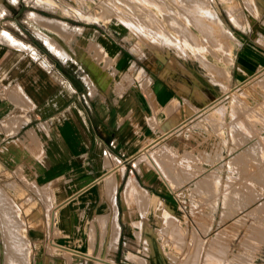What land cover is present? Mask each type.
Instances as JSON below:
<instances>
[{
    "label": "rangeland",
    "instance_id": "374dc122",
    "mask_svg": "<svg viewBox=\"0 0 264 264\" xmlns=\"http://www.w3.org/2000/svg\"><path fill=\"white\" fill-rule=\"evenodd\" d=\"M201 1L0 0L5 10H9L0 22L8 19L2 28L15 38L21 36L13 27L26 34L20 23L24 22L34 32L38 42L44 40L38 34L40 28L29 24L26 19L29 11L49 14L71 25L95 22L93 24L98 23L102 27H114V36L123 44L122 55L129 59L128 64L132 67L127 70L129 77H124L121 72L112 73L116 68L114 62L103 61L95 50V40L88 41L85 59L92 65L95 62L96 73L106 79L102 85L101 78H96L98 96L102 97L100 100L109 103L108 97H112L111 93L120 86L123 90L127 87L144 90L152 84L147 83V76H151L154 82H162L172 92L171 97L177 100L178 104L171 113L153 106V129L138 123L135 129L142 131L148 142L143 141L141 147L135 148L132 159L135 161L143 146L154 143L167 145L174 152V158L184 152L190 153L191 176L174 179L175 186H171L173 189L169 191L150 167L144 162L139 163L142 171L154 176L151 179L153 187L149 191L152 193L150 206L144 214L148 227L140 230L149 239L146 249L151 252L144 253L142 243L133 235V230L137 229L133 222L140 219L139 212L130 203L124 207L117 193V219L120 224L117 247L122 241H127L123 254L129 251L146 258L149 264H170L162 256L161 247L162 251L173 254L183 264H264V80L258 79L260 82L256 83L253 78L264 67L253 72L240 69L239 73L236 64L243 32L252 36L255 30L264 37V0ZM74 30L66 31L64 35L57 34L67 36ZM26 35L29 39V34ZM75 35L61 41L67 44V49L77 53ZM47 39L58 47L54 39ZM137 72L142 74L139 78L135 77ZM235 78L245 80L236 84ZM68 79L76 90L86 89L81 78ZM9 81H1L0 89L4 84H14ZM186 101L192 103V110L183 108ZM214 103L209 119L215 128L202 118L203 110ZM224 108L228 109L229 116L225 114L223 118L221 111ZM13 113L15 110L9 114ZM221 118L223 126L218 127ZM39 135L46 154L38 160L44 161L43 166L47 168L46 156L50 155L49 150L58 152V146L50 141L47 143ZM2 136L0 133V139ZM29 142L31 140L27 136L23 143L26 150ZM116 148L102 145L106 152ZM131 165L135 168L136 162ZM27 166L19 173L0 172V208L9 206L0 216V264H29V260L30 264H56L59 259L65 258L58 254L64 249L52 244H58L54 240L56 236L51 231V224L59 225V212L51 219V211L57 203L70 201L79 204V193L73 195L71 188H64L60 181L59 187L54 188L55 198L53 195L52 200L47 202V194L35 191L31 183L42 186L48 180L37 177V173ZM10 181L18 186L17 192L13 183L7 184ZM100 184L99 181L95 186ZM157 186L159 192L155 190ZM159 201L168 212H165L166 217L159 212L156 220L154 207ZM94 207L95 210L80 212L84 219L82 216L74 228L78 239L76 249L82 253L87 249L88 220L103 211L100 201ZM160 224L157 236L153 235L152 230ZM23 250L28 253L29 260H22ZM122 253L117 248L113 264H136L124 259ZM69 254L64 250V256ZM91 255H95V250ZM80 256L72 254L73 264L80 261L83 264L94 263L92 256L87 257L85 262L86 256ZM102 256L112 262L110 255Z\"/></svg>",
    "mask_w": 264,
    "mask_h": 264
},
{
    "label": "crops",
    "instance_id": "0c3cea01",
    "mask_svg": "<svg viewBox=\"0 0 264 264\" xmlns=\"http://www.w3.org/2000/svg\"><path fill=\"white\" fill-rule=\"evenodd\" d=\"M3 4H0V18L9 12L8 8L5 10ZM36 15H40L39 18L62 21L75 30L71 35L60 36L36 23V20L34 21L38 17H35ZM26 19L29 24L40 28L38 34L44 42H38L34 32L24 22L20 23L26 34H29V39L15 27L13 28L21 37L15 38L9 35L8 31L2 28L8 19L5 18L0 22V83L7 79H10L9 82H14L12 86L4 84L0 89V91L3 90L0 92L3 94L0 97V133L3 134L0 139V172L19 173L28 165V169H33L37 177L48 180L42 186L37 185L36 182L31 183L35 191L47 194V202L52 200L53 195L55 198L54 188L59 187L60 181L64 188H71L73 195L79 193L77 197L79 204L65 201L55 204L51 211V219H54L59 212V225L51 224V231L56 236L54 240H57L59 245L53 242L52 244L70 253L64 256L63 249L62 252L58 251L59 257L65 260L59 259L56 264H73L72 254H79L81 258L82 255L86 256L83 261L85 262L87 257L92 256L91 253L94 250L92 264H113L117 248L122 253L127 242L122 241L117 247L120 237L117 193L120 194L124 207L130 203L139 212L140 219L133 222L137 228L133 230V235L142 243V251L150 253L151 250L146 249L150 241L140 233V230L148 227L144 214L150 206L152 193L149 191L153 187L151 179L154 176L152 177L147 171H142L139 163L144 162L147 167H150L163 185L171 191L175 186L174 179L182 180V177L191 176L192 158L187 152L174 158V152L169 146L154 143L143 146L134 161L132 156L135 148L141 147L144 144L143 141L148 142L143 132L135 128L140 123L145 124L147 129L148 127L153 129L155 126L153 106L171 113L178 104L177 100L171 97L172 92L162 82H154L151 76H147V83L152 84L147 85L144 90L132 87L123 90L120 86L116 92L111 93L112 97H108L109 103L101 101L102 97L98 96L99 86L96 78H101L102 85L106 79L96 73L97 64L94 62L92 65L86 60L87 56H84V52L88 49V41L95 40L93 43L95 50L98 51L102 60L114 62L117 69L113 68L112 73L121 72L124 77H129L127 70L132 65H129V59L122 55L123 44L114 36L115 28L102 27L98 23L93 24L95 22L71 25L58 17L37 11L27 12ZM74 35L77 45L74 41L73 44L77 53H74V50L71 52L67 49V44L62 42ZM47 37L56 39L58 47L51 45ZM238 46L240 48L236 64L239 73L240 69L253 72L264 67V37L260 33L254 30L252 36H249L243 32ZM140 68L144 71L142 67ZM138 72L135 75L137 78L142 75ZM68 78H81L86 89L76 90L71 86ZM253 78L256 83L264 80V69ZM243 80L245 78H235L236 84ZM4 94L7 96L5 97ZM216 103L218 104L219 101ZM216 103L202 112L203 120L213 128L215 126L209 119V113ZM191 106L192 103L186 101L183 108L192 110ZM13 110L15 113L9 114ZM225 114L229 116L227 108L221 111L223 118ZM223 118L218 127L223 126ZM39 134L47 143L50 141L58 146V152L49 150L50 155L46 156L49 165L47 168L43 166L44 161L38 160L41 157L44 158L46 154ZM27 136L31 142L27 144L26 150L23 143L27 140ZM102 145L117 148L112 152L110 150L106 152L102 149ZM30 153L35 155L36 159ZM134 162H136L135 168L131 165ZM111 163L116 165L113 164L114 167H111ZM181 163L184 164L182 169ZM99 181L101 184L96 187ZM9 183L14 184L15 191L19 189L15 182H7ZM155 190L159 192V186ZM99 201L102 202L103 211L95 213L88 220L85 238L87 249L85 253H82L76 249L78 239L74 228L82 216L84 219V215L80 216V212L95 210L94 206ZM159 212L167 216L165 212L168 211L163 208L161 201L154 207L155 219ZM31 225L35 227V223ZM160 226L161 224L152 230L153 235L157 236ZM160 251L170 264H183V261L179 262L173 254L162 251L161 247ZM102 254L110 255L112 262L104 260ZM21 255L22 260H29L25 250ZM121 255L124 259L134 261L136 264H149L146 258L129 251ZM78 264L83 263L80 261Z\"/></svg>",
    "mask_w": 264,
    "mask_h": 264
},
{
    "label": "bare ground",
    "instance_id": "6f19581e",
    "mask_svg": "<svg viewBox=\"0 0 264 264\" xmlns=\"http://www.w3.org/2000/svg\"><path fill=\"white\" fill-rule=\"evenodd\" d=\"M53 1V0H52ZM182 1V0H181ZM202 1L200 0V3H201ZM158 3V2H157ZM165 4V3H164ZM127 5H129V4H127ZM132 7V6H131ZM73 8V7H72ZM203 8V7H202ZM64 9H65V7H64ZM74 9V8H73ZM133 10V9H132ZM65 11V10H64ZM88 11V10H87ZM77 12V14H82V12H80V11H76ZM90 12V11H89ZM211 12V11H210ZM150 13V12H149ZM142 14V13H141ZM83 15H85V14H83ZM145 15V14H144ZM38 16V17H37ZM163 16V15H162ZM167 16V15H166ZM170 16V15H169ZM168 16V17H169ZM34 17V16H33ZM35 17H37L36 19H34V21L36 20V23H39V25H41V26H43V27H45V28H47L48 30H51L52 32H56V33H60V34H62V35H64L65 34V32L66 31H72V30H74L72 27L70 28L67 24H65V23H63L62 21H58V20H52V19H44V18H39V17H41L40 15H36ZM165 19V18H164ZM174 19V18H173ZM172 19V20H173ZM224 32V31H223ZM42 33V32H41ZM228 34V33H227ZM230 37V36H229ZM56 39H54V42H56L55 41ZM223 40V39H222ZM49 43H51V41L49 42ZM51 45H53V44H51ZM54 46V45H53ZM3 193V192H2ZM3 196L5 197V195L3 194ZM5 198H7V197H5ZM6 200V199H5ZM6 201H4V203H5ZM6 205H7V203H5ZM9 204V203H8ZM8 207L9 206H5V208H0V216H3V214L6 212V209H8ZM10 209V208H9ZM12 213V212H11ZM17 216V215H16ZM4 217H5V215H4ZM1 218V217H0ZM9 218V217H8ZM7 218V219H8ZM10 221V220H9ZM10 225H11V223H10ZM10 225H9V227H10ZM1 226H3V224H1ZM4 227V226H3ZM11 228V227H10ZM3 232H5V228H4V230H3ZM15 235V234H14ZM30 264V263H29Z\"/></svg>",
    "mask_w": 264,
    "mask_h": 264
}]
</instances>
